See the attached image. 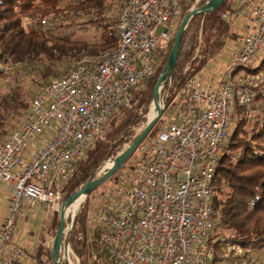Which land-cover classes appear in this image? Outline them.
Wrapping results in <instances>:
<instances>
[{
    "label": "built area",
    "instance_id": "2783aa9c",
    "mask_svg": "<svg viewBox=\"0 0 264 264\" xmlns=\"http://www.w3.org/2000/svg\"><path fill=\"white\" fill-rule=\"evenodd\" d=\"M237 1L251 8L221 83L213 88L198 74L190 77L170 121L131 156L93 211V247L101 264H264V247L212 237L213 182L233 104L251 118V103L264 94V56L256 63L264 51V0ZM181 4L117 0L115 47L75 59L32 99L23 123L0 144V185L9 184L0 264H17L24 254L13 233L25 202L61 208V185L85 150L103 138L105 121L131 106L133 89L151 75L178 29ZM247 67L257 70L248 73Z\"/></svg>",
    "mask_w": 264,
    "mask_h": 264
},
{
    "label": "trees",
    "instance_id": "16d2710c",
    "mask_svg": "<svg viewBox=\"0 0 264 264\" xmlns=\"http://www.w3.org/2000/svg\"><path fill=\"white\" fill-rule=\"evenodd\" d=\"M204 3L205 0H200L198 7ZM232 4L233 0H223L215 9L195 14L189 19L181 38L175 67L161 89L165 107L170 105L179 90L183 94L187 80L197 74L196 71L214 55L228 36L231 24L222 14L236 13L242 6L233 7ZM110 8L115 11L111 19L107 13ZM190 10V2L182 0L180 19ZM116 17L117 0H0V65L21 64L29 68L26 72L28 76L36 73L44 77L29 104L20 100L19 94L14 91L4 94L0 102V144L24 121L16 127H8V111L18 113L19 109L24 108L25 119L32 99L44 91L52 80L65 75L75 59L82 55L97 57L115 47ZM74 24L83 28L88 25L94 27L99 40L89 43L78 39L73 30L63 33L69 25ZM189 28L194 33L186 39ZM174 36L169 38L166 51L157 58L158 65L151 75L133 89L131 106L120 108L105 121L103 138L85 150L73 176L61 185L62 201L86 185L91 178L99 177L101 174L94 176V172L100 163L109 157L116 158L125 144L129 145L139 134L135 135L133 127L143 120V114L148 111L153 86L167 64ZM185 40L191 45L187 51H183ZM199 51H203L201 58ZM67 59L73 60L67 70L55 78L48 79L49 76L39 69L48 65L51 70L53 65ZM256 70L246 68L248 73ZM54 75L55 71L51 76ZM3 77L4 72L0 68V79ZM250 107L253 115L248 118L237 101L233 104L229 140L213 182L212 237L216 238L217 243L228 241L243 246L264 247V94H257ZM118 116L120 118L114 120ZM108 124L110 128L106 130ZM69 213L66 212L67 215ZM88 214L87 204L84 203L75 217L69 236L70 248L80 264H88L94 250L95 235L91 238L87 236ZM53 224H57L58 228L59 217L56 220L55 214ZM95 254L101 257L99 253ZM50 259L55 264L52 252ZM37 264L52 263L48 259L38 258ZM60 264H66L65 260Z\"/></svg>",
    "mask_w": 264,
    "mask_h": 264
},
{
    "label": "rangeland",
    "instance_id": "374dc122",
    "mask_svg": "<svg viewBox=\"0 0 264 264\" xmlns=\"http://www.w3.org/2000/svg\"><path fill=\"white\" fill-rule=\"evenodd\" d=\"M187 1L190 2L191 10H192V8L198 7V2L200 0H187ZM206 1L207 0H205V2ZM232 5L233 7H238L237 1L234 2L233 0ZM237 12L228 14V20L230 21V24H231V30L228 36L225 39H223L217 51L214 53V55L211 56L205 62V64L200 69H198V71H196L197 74L200 75L204 83L217 82V81L219 82L223 79L225 67L231 61L233 53L236 51V47L238 44L237 38L244 32V22L243 20H241L243 10L240 11L238 14ZM107 13L110 16L109 17L110 19L114 18V15H115L114 8H110L107 11ZM83 20H85V18ZM71 30L74 31L75 36L80 40H84L89 43L97 42L99 40L97 30L94 29V27H91L89 25L85 28L79 26L78 24L69 25L68 28L63 31V33L67 31H71ZM186 33L188 36L186 37V39H189L190 34L194 33V30H192V28H189V30H187ZM189 48H191V45L187 42V40H185L183 51H187L189 50ZM263 52H261L258 55L256 63H258L261 60L263 56ZM202 53L203 51H199V54H198L199 58L202 57ZM72 60L73 59H67L62 62H58L52 66L51 70L49 69L48 65H45L44 67L39 68V69L40 71H43L45 75L49 76L47 77L48 79H52V78H55L63 74L67 70ZM0 68H2L4 72V77L0 79V102L4 99L3 97L6 92L14 91L19 94L20 100H22L24 103L29 104L30 99L36 93L35 90L44 81L43 75L33 73L34 72L33 71L32 72L33 74L31 76H28L26 72L27 70L29 71V68L21 64L6 63V64H1ZM53 71L56 72V75L51 76ZM161 89H160V97L162 100V114L160 118L156 121V123L154 124L150 132L144 137V139L138 145L136 150L132 153V155H139L141 153V149L148 146L151 143V141L157 136L158 132L162 130L163 126L170 121L172 115L174 114V112L177 110V108L181 104L183 94L181 90H179L174 96L170 105L168 107H165L163 98H162ZM156 110H157L156 101L152 103V105L150 103L148 106V111L143 114V120L133 127L135 135H137L144 128L147 121L154 116ZM25 112H26V109L24 110V108L19 109L18 113H14L12 112V110L8 111V116L6 119L8 127L13 128V127L20 125L22 121L24 120ZM119 118L120 116L116 117L114 120H118ZM109 125L110 124L106 126V130H109L110 128ZM127 146L128 144H125L122 150H124ZM120 153L121 151L119 152V154ZM131 156L107 180L103 181L100 185H98L90 193L85 195V197L80 203L75 214L73 215H71L70 213L68 215L66 214L65 225L67 228H72L70 227L71 220L73 218L75 219L81 206L84 205V203H86L87 208H88V213H89L88 214L89 217H88V232H87L88 235L87 236L88 238L89 237L91 238L95 235V228H94L95 222L93 219H91L92 213L98 207L100 202L105 198L106 194L109 193L110 190L112 189L113 185L116 182V178L119 174V171L124 169L125 167H128L132 163V160L134 159L135 156L134 157H131ZM109 159L113 161L114 157H109L108 159H104L100 163L96 171L94 172V176H98L99 174H102L105 171L106 168L105 169L103 168V164ZM2 185L5 187V189H3V191H0L2 195V201H3L2 203H0V205L2 204L1 211H2V208L6 209L5 203L7 202L9 203V199H8L9 191L7 190L9 184L3 182ZM28 203L31 206L29 209V212L34 214L32 216L33 218L29 219L28 223H26L27 227L23 226L18 231L17 234H16V227H15L14 239L23 248V250H25L24 243L28 240V238L35 237V239L39 242L40 247H43L45 249L44 254H43L44 259H48L51 262L50 252L53 253V249H54L53 244L57 239L56 235H57V229H58L57 224H53V217L55 214V219L57 220L59 210L53 211L51 207L44 205V204L42 205L40 203H32V202H28ZM24 209H25V206H24ZM72 210H73V204L69 206L68 208H66V212H72ZM27 216L28 214L26 213V210H25L24 214L21 217H18V219L24 218ZM61 246L62 247L64 246L63 239L61 240L60 247L58 248V251H59V256L57 260L58 264L62 263L65 260ZM95 253L96 252L93 250V254H91L88 264H101V260H100L101 257H96ZM76 257L77 256L74 254V252L70 248L71 262L73 264H80L79 259ZM55 264H56V260H55Z\"/></svg>",
    "mask_w": 264,
    "mask_h": 264
},
{
    "label": "water",
    "instance_id": "95a60500",
    "mask_svg": "<svg viewBox=\"0 0 264 264\" xmlns=\"http://www.w3.org/2000/svg\"><path fill=\"white\" fill-rule=\"evenodd\" d=\"M222 2L223 0H208L202 6L197 7L193 10H190V12L181 19L180 24L178 26V29L173 39L172 47L169 51L168 61H167V64L165 65V70H162V72L158 76L153 86L152 94H151V104L156 101V96L158 94L159 87L161 89L163 82L171 76L172 70L174 69L176 61H177L181 38H182L184 29L189 19L195 14L204 13V12L215 9ZM161 114H162V108L159 107L156 110L155 115L147 121L146 125L139 132V134L135 137V139L123 151H121V153L118 154L116 158H114V160L112 161V164L99 177L95 179L91 178L87 182L86 185L75 190L66 200L62 202L61 208L59 209V213H58L59 225L57 229L56 241L60 243L61 240L63 239L64 250H65L64 259H65L66 264H71L69 261V257H68V249H70L69 236H70L71 228H67L65 225L66 207L68 206L69 203L73 202L78 197L81 191H84L85 194H88L93 189H95L98 185H100L103 181L107 180L132 155V153L136 150V148L141 143V141L144 139V137L153 128L154 124L160 118ZM74 221L75 219L73 218L71 220L70 227H72ZM52 264L54 263L52 262Z\"/></svg>",
    "mask_w": 264,
    "mask_h": 264
},
{
    "label": "crops",
    "instance_id": "0c3cea01",
    "mask_svg": "<svg viewBox=\"0 0 264 264\" xmlns=\"http://www.w3.org/2000/svg\"><path fill=\"white\" fill-rule=\"evenodd\" d=\"M235 1H237V0H234V2ZM239 6H240V4H238V7ZM250 8H251L250 4L242 5L239 8L238 12H237V14H238L240 11L243 10L241 20H243L244 26L248 22ZM237 46H238V44H237ZM236 49H237V47H236ZM221 81H219V82L218 81L217 82H209L207 84L210 85V86H212L214 88V87L218 86L221 83ZM40 143L41 142L38 141L36 143V145L39 146ZM27 155L30 156V154L28 152H27ZM3 189H5V187L1 184L0 185V191H3ZM8 199H9V197H8ZM2 202H3L2 201V195H1V192H0V203H2ZM8 204H9L8 202L5 203L6 209H3L2 208V211H1V205L2 204L0 205V211H1V213H0V222L8 214ZM44 205H47V204H44ZM24 206H25V210H26V213L28 214V216L27 217H24V218H20V219L17 220L16 234L18 233V231L23 226H26V223H28V220L29 219H32L33 218L32 216L34 215L33 213H30L29 212V209H30L31 206L29 205L28 202H25L24 203ZM14 234H15V232L13 233V240L16 242V240L14 239ZM24 249H25V250H23L24 251V254H23L22 258L20 259V261L17 264H37L38 258L44 260V257H43L44 251L43 250H45V249L43 247H40V244L35 239V237L34 238L33 237L32 238H28V240L24 243Z\"/></svg>",
    "mask_w": 264,
    "mask_h": 264
},
{
    "label": "bare ground",
    "instance_id": "6f19581e",
    "mask_svg": "<svg viewBox=\"0 0 264 264\" xmlns=\"http://www.w3.org/2000/svg\"><path fill=\"white\" fill-rule=\"evenodd\" d=\"M162 108V100H161V97H160V87H159V90H158V94H157V96H156V109H158V108ZM156 113V112H155ZM155 115V114H154ZM110 161H112V160H110ZM110 161H106V162H104V164H103V168L105 169H107V167L108 166H110L111 164H112V162H110ZM85 192L84 191H81L80 193H79V195H78V197L73 201V202H71V203H69L68 204V206L66 207V208H68L69 206H71L72 204H73V210H72V212H71V215H73V214H75L76 213V211H77V209H78V207H79V205H80V203L82 202V200H83V198L85 197ZM60 247V243H58L57 241L54 243V249H53V257H54V259L56 260V264H58L57 262V260H58V256H59V251H58V248ZM61 249H62V251H63V255H64V257H65V254H64V252H65V250H64V246L62 247L61 246ZM68 257H69V261H70V263L71 264H73L72 262H71V259H70V249H68Z\"/></svg>",
    "mask_w": 264,
    "mask_h": 264
}]
</instances>
